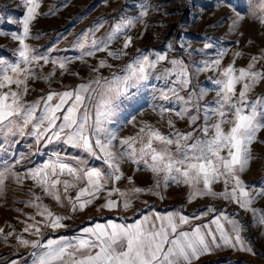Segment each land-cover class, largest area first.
Returning a JSON list of instances; mask_svg holds the SVG:
<instances>
[{
    "label": "rangeland",
    "instance_id": "obj_1",
    "mask_svg": "<svg viewBox=\"0 0 264 264\" xmlns=\"http://www.w3.org/2000/svg\"><path fill=\"white\" fill-rule=\"evenodd\" d=\"M38 3V15L30 25V35L25 43L34 53L47 56L49 63L40 61L22 65L31 67L37 77L28 80L29 91L23 97L27 104L46 97L49 92L76 89L97 75L108 79L114 73L122 75L126 65L140 53L149 54L150 59H155L157 53L166 56L165 60L157 63L155 69L150 70L148 80L143 81L138 89L131 90L132 94L127 100L121 101L107 124L117 136V140L113 141V150L117 152L123 147L120 140L136 136L145 125L154 126L164 134L170 131L168 120H172L180 132L202 126L203 110L214 106L216 92L220 88L214 81L223 78L222 71L229 65L235 69L247 68L252 63L251 58L256 56L261 59L256 62L255 70L264 72V24L260 23V19L264 18V7H261L264 0H230V4L226 0H38ZM142 5H147L148 15L144 17H140ZM26 7L24 0H0V62L16 63L19 60V41L11 37L13 33L22 35L21 21L26 14ZM237 12L243 18L233 25ZM121 18L139 20L113 39L105 51H95L91 40H106L114 24ZM125 36L132 38V44L123 49L126 55H121L119 59L108 56V51L116 52L123 48ZM205 44H211L212 47L205 48ZM90 50L94 55H84ZM220 52L224 53L222 57L218 56ZM237 52L242 55L236 56ZM217 58L221 59L219 68L196 71V68L203 67V61L211 62ZM173 59L182 61L187 67L190 81L187 87L179 86L178 69L171 64ZM53 60L57 61L55 65L51 63ZM101 61L111 67L100 68L99 73H94L92 69L98 68ZM60 62L65 63L66 70L60 69ZM170 68L172 72L165 78H157L165 69ZM12 88L16 90L15 85ZM169 88H175L180 96L189 101V114L196 113L193 103L200 107L201 119L197 120L196 125H190L187 118L176 117L175 111L185 106L184 101L177 100L171 93L169 100L160 98L161 91H168ZM239 90L240 85H237V92ZM0 91H7V88ZM202 91L205 95L199 98ZM256 97H264V81L249 94L250 101ZM162 109L173 111L162 112ZM260 141H264V130L258 133V141L251 145L253 159L249 168L241 173L249 191L253 188L264 189V143ZM58 159L85 170L92 167L108 170L103 160L82 149L62 142L48 143L47 138L37 141L31 134V125L24 129L22 135L19 132L12 135L0 128V173L4 178V183L0 185V228L4 230L0 233V264H18L25 258L32 257L35 250L30 245H22L17 237L43 242L47 236L61 232L62 229H68L67 233H74L82 225L81 220L85 216L89 217L92 212H99L97 217L114 214L121 220H127V217L150 208H179L188 214H202L211 208L215 211L202 215L208 220L223 212L241 222L242 236L248 240L254 254L223 249L198 264H264V225H258L253 213L240 208L238 203L219 197L206 198L203 195H196L189 202L192 187L173 182H168L167 185L161 182L157 187L156 178L150 170L142 164L124 160L120 165L122 180L110 181L105 187L107 192L96 196L108 198V191L112 189L125 193L130 201V207L123 209L126 214L92 211V204L82 211H72L70 204L63 198L62 186H58L62 202H57L45 195L26 176L28 170ZM9 172L12 174L9 175ZM17 174L22 182L17 179ZM128 177H132L131 182ZM60 179L69 180L76 185L81 183L67 173ZM221 181L213 184V191L225 188ZM133 187H140L145 191L133 193ZM75 189H70L67 196L74 198ZM34 196H40L42 203L55 215L67 217L63 220L66 227H45V218L37 215V209L28 203ZM124 199L125 197L120 196L121 202ZM252 207L257 210V214L264 213V197L257 198ZM36 221L40 222L39 235L23 231L28 224ZM8 233L12 234L7 235Z\"/></svg>",
    "mask_w": 264,
    "mask_h": 264
},
{
    "label": "snow or ice",
    "instance_id": "obj_2",
    "mask_svg": "<svg viewBox=\"0 0 264 264\" xmlns=\"http://www.w3.org/2000/svg\"><path fill=\"white\" fill-rule=\"evenodd\" d=\"M24 2L27 7L21 21L22 35L13 33L11 37L19 41V60L16 63L0 62V89L7 88V91H0V128L12 135L16 132L22 135L24 129L31 125V134L37 141L47 138L48 143L62 142L82 149L103 160L108 169L104 171L92 167L85 170L58 159L56 162L28 170L27 178L33 180L45 195L62 202L58 187L62 186L63 198L71 205L72 211H82L92 203V199L97 198L96 194L102 192L110 181L122 180L121 162L131 160L138 165L142 164L154 174L157 187L161 182L165 185L168 182L188 185L193 188L189 194V202L196 195H212L236 202L240 208L253 213L258 225H264V213L257 214V210L252 207L257 198L264 197V189L253 188L249 191L241 178V173L249 168L253 159L251 145L258 141V133L264 130V97L249 100V94L264 81V72L255 70V64L261 58L253 56L252 63H249L247 68L235 69L229 65L223 69V78L214 81L220 86L216 92L217 99L214 106L203 110L202 126L180 132L175 123L168 120L170 131L164 134L154 126L145 125L136 136L120 140L119 143L123 147L117 152L113 150V141L117 140V136L107 124L121 101L127 100L132 94L131 90L138 89L143 81L148 80L150 70L155 69L157 63L165 60L166 56L157 53L155 59H150L149 54L140 53L126 65L122 75L114 73L111 79L97 75L76 89L59 93L49 92L46 97L27 104L23 97L29 91L28 80L37 77L31 67L22 65H32L33 62L40 61L47 64L49 60L45 55L34 53L25 43V39L30 35V25L37 18L40 4L38 0ZM226 3L230 4V0H226ZM147 15V5H142L140 17ZM236 18L233 25L243 17L237 12ZM138 20L139 18H121L114 24L106 40H91L95 51H105L113 39ZM260 23L264 24V18L260 19ZM131 44L132 38L125 36L123 48L116 52L108 51L107 54L119 59L121 55H126L123 49H127ZM210 47L211 44H205V48ZM84 55L92 56L94 52L90 50ZM223 55V52L218 54L219 57ZM235 55L242 54L237 52ZM51 63L55 65L57 61L53 60ZM202 63L203 67L196 68L197 72L210 67L219 68L221 59ZM171 64L178 69L179 86L187 87L190 83L187 67L178 59H173ZM59 67L66 70L63 62L59 63ZM104 67L111 65L101 61L99 67L93 68L92 71L99 73V69ZM171 72V68L165 69L157 78L163 79ZM12 85L16 86V90H13ZM237 85H240L238 92ZM169 93L185 104L175 111L176 117L187 118L190 125H196L197 120L201 119L200 107L193 103L192 107L196 113L189 114V101L180 96L175 88L161 91L160 98L169 100ZM204 95L202 91L199 98ZM172 111L173 109H162V112ZM65 173L84 184L74 198L67 196V193L77 185L66 179L62 181L60 177ZM11 174L9 172V175ZM17 179L22 182L19 174ZM127 179L132 181V177ZM221 180L225 191L216 193L212 186ZM3 183V174L0 173V185ZM113 191L119 190L108 191V196H112ZM131 191L141 193L145 189L133 187ZM120 195L125 197L123 208H129L130 201L126 194L121 192ZM85 197L89 198L84 199ZM28 203L37 209V215L45 218V227H66L63 220L67 217L55 215L42 203L40 196H34ZM102 207L111 210L118 207V204L115 200L108 199ZM214 211L208 208L192 219H199L200 215ZM222 219L230 225L229 228L221 222ZM189 224L190 218L179 210L164 214L153 212L143 215L133 223H97L82 229L83 235L71 241L60 238L41 243L40 240L29 241L21 237L17 239L22 245H30L35 250L31 254V264H195L202 256L221 248L254 254L248 240L242 236L241 222L223 212L208 224L185 230L183 226ZM39 225L40 222L36 221L28 224L23 231L39 235ZM3 231L0 228V233Z\"/></svg>",
    "mask_w": 264,
    "mask_h": 264
},
{
    "label": "crops",
    "instance_id": "obj_3",
    "mask_svg": "<svg viewBox=\"0 0 264 264\" xmlns=\"http://www.w3.org/2000/svg\"><path fill=\"white\" fill-rule=\"evenodd\" d=\"M221 183H223V182L221 181ZM83 186H84V184L82 182L79 183V185H77V187L75 189V192L73 193L74 194V197L77 195V192H78L79 188L80 187H83ZM230 188H231V186H229V191H230ZM223 191H225V188L222 191H214V192L221 193ZM106 192H107V189L105 188L102 192H99L96 195L97 196H101V195L105 194ZM120 193L121 192H117L116 191L115 194H112V196H108V198H100V197H97L95 199H92V203H91L92 204V206H91L92 207V211L108 212V214H109V212H114V213H121L122 212V213L126 214V212H124L125 210H123L124 209L123 208V202H121V200H120V196H121ZM204 196L206 198H212V197L213 198H216L217 197V196H212V195H203L202 197H204ZM84 199H88V198L85 197ZM108 199L115 200L117 202V204H118V207L113 208L111 210H109L107 208H103L102 205ZM176 210L181 211V213L183 215H186V216H188L190 218V224L183 226V228L185 230H188L191 227L196 226V225L208 224L210 222V220H212L216 216V215L215 216H212V218L209 217V218H211L209 220H208V218L206 219V217L205 216H202V215H200V218L199 219H192V217H194L195 215H199L201 213H198L197 212V213H194V214H191V213L188 214V212H184V211L180 210L179 208H170V209H164V210H156V209L150 208V209H145V210L139 211L137 214H134L133 216H130L129 218L127 217V220H125V219L124 220H121V219L117 218L114 214H109V215H106L104 217H97V215H98L99 212L96 213V214H95V212H92V213L90 212L91 214H89V215L87 214L89 217L86 218V216H85V218L81 220L82 225L74 233L70 234V233H67L69 231L68 229L67 230L66 229H62L61 232H58L56 234L47 236L45 238V240L43 242H41V243H46L48 240H58L60 238H63L66 241L74 240L75 238L81 237L83 235L82 229L92 227V226H94L97 223H99V224H105L108 221H112V222H115V223H133V222L141 219L143 217V215H145V214H152L153 212L160 213V214H164V213L171 212V211H176ZM221 222L225 224V227L226 228H229L230 227L227 224V222L224 221L223 219L221 220ZM211 227L214 228L215 225H211ZM223 249L229 250V248L216 249L211 254H207V255L202 256L200 258V260H198V261L195 262V264L200 263L201 260H205V258H207V257L212 258L211 256L216 255L219 251H221Z\"/></svg>",
    "mask_w": 264,
    "mask_h": 264
},
{
    "label": "built area",
    "instance_id": "obj_4",
    "mask_svg": "<svg viewBox=\"0 0 264 264\" xmlns=\"http://www.w3.org/2000/svg\"><path fill=\"white\" fill-rule=\"evenodd\" d=\"M32 257H27L18 264H31Z\"/></svg>",
    "mask_w": 264,
    "mask_h": 264
}]
</instances>
